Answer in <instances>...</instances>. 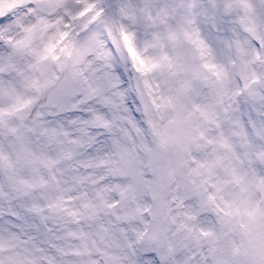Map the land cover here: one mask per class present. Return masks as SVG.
<instances>
[{
    "label": "snow or ice",
    "instance_id": "6c2138e0",
    "mask_svg": "<svg viewBox=\"0 0 264 264\" xmlns=\"http://www.w3.org/2000/svg\"><path fill=\"white\" fill-rule=\"evenodd\" d=\"M0 264H264V0H0Z\"/></svg>",
    "mask_w": 264,
    "mask_h": 264
}]
</instances>
